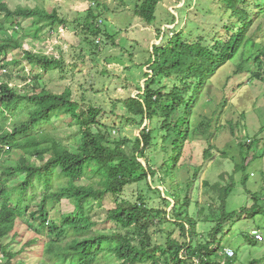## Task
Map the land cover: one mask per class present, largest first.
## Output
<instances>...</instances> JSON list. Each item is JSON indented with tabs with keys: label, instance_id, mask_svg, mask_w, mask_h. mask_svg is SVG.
<instances>
[{
	"label": "trees",
	"instance_id": "trees-1",
	"mask_svg": "<svg viewBox=\"0 0 264 264\" xmlns=\"http://www.w3.org/2000/svg\"><path fill=\"white\" fill-rule=\"evenodd\" d=\"M218 1L226 16L214 35L196 36L181 29L162 45L153 46V58L147 64L151 72L144 74V87H139L136 96L123 101L126 114L134 122L138 119L139 127L147 122L134 139L113 135L114 126L102 121L103 109L74 100L70 89L55 93L37 84L42 71L60 67L63 60L61 56L47 55L40 50L24 49L26 39L41 37L37 32L27 35L24 29L25 34L22 22L31 20L30 27L37 31L47 28L54 31L66 26L65 19L57 11L22 5L12 9L0 1V264H110V257L117 264L140 261L147 264H239L237 255L227 257L221 241L216 243L223 227L233 217L226 212L233 182L225 185L216 182L211 186L203 182L218 194L220 202V216L204 239L197 231L196 218L188 212L189 196H180L176 180L177 162L189 138L190 116L201 91L246 42L252 45L261 42V47L247 60L254 59L257 68L252 73L254 79L264 81V42L258 40L264 32V0ZM158 2L143 0L135 5L134 13L151 25ZM87 12V18L93 16L90 10ZM170 15L174 22L175 16ZM255 23L254 33L247 38ZM91 34L96 36L101 31L97 28ZM12 52L16 57L7 61ZM20 58L31 68L28 75H24V79L30 78L31 88L11 85L12 75L6 67L15 65ZM235 72L242 71L238 68ZM61 116L78 128L79 142L74 148L54 135L56 123L53 120ZM252 144L241 143L246 152L242 163L236 164L235 172L248 166L250 161L246 157ZM19 174L23 175V180L9 185ZM158 175L164 191L155 185ZM82 179L87 182H80ZM144 180L169 210L150 206L143 195L133 203L124 200L125 189ZM246 181L243 175V185ZM192 185L190 182L189 188ZM35 188L31 198L39 190L42 198L28 207L25 196ZM246 192L251 193L247 189ZM107 195L113 198L115 205L107 209L106 219L120 229L101 234L94 230L97 222L83 212V203L104 200ZM63 199L74 205L73 211L51 215L49 206ZM252 199L254 204L243 209L249 217L255 215V210L264 212L258 204L259 194L252 193ZM24 220L34 228L36 235L16 249L12 243L19 240L20 224ZM163 224L173 225L179 237L165 231L164 242L156 244L152 230ZM160 232L163 235V230ZM42 236L47 238L43 255L27 261L23 257L26 247ZM252 236L253 240L260 241ZM247 264H264V257L251 258Z\"/></svg>",
	"mask_w": 264,
	"mask_h": 264
},
{
	"label": "rangeland",
	"instance_id": "rangeland-1",
	"mask_svg": "<svg viewBox=\"0 0 264 264\" xmlns=\"http://www.w3.org/2000/svg\"><path fill=\"white\" fill-rule=\"evenodd\" d=\"M0 1L12 9L22 5L43 8L49 12L57 11L65 19L66 26L54 31L50 28L37 31L30 27L31 20L22 22L27 35H36L37 32V36L41 37L38 40L26 39L24 49L40 50L47 55L61 56L63 60L60 67L49 72L42 71L37 84L55 93L70 89L74 100L103 109L105 114L102 121L114 126L113 135L129 139H134L147 122L139 127L138 119L134 122L126 114L123 101L129 96H136L139 87H144V74L151 72L147 64L153 58V46L162 45L181 29L196 36L214 35L221 19L226 16L218 0H159L151 25L134 13L135 5L143 0ZM88 10L92 12V17L87 18ZM170 13L175 16L174 22ZM255 27L256 23L247 38L254 33ZM97 28L101 34L94 36L91 31ZM258 40L264 42V32ZM260 43L252 45L246 42L231 62L222 66L201 91L190 116L189 138L181 151L176 170L178 192L182 198L189 196L188 212L196 218L197 231L204 239L220 216V202L218 194L211 187H205L203 182L207 181L210 186L216 182L220 185L233 182V190L226 203V212L232 213L233 217L223 227L216 243L221 241L224 248L234 250L239 264H247L251 258L264 257V212L255 210L252 217L243 212V209L254 204L252 193L259 194L261 200L258 204L264 208V81L254 79L252 73L257 71L254 59L247 60L261 47ZM15 57L12 52L7 61ZM6 68L12 75L11 85L32 87L30 78L24 79L31 68L23 59ZM238 68L242 72L235 74ZM53 121L56 123L54 135L74 148L79 142L77 126L65 116ZM245 142L253 143L246 157L250 162L244 170L235 172L236 164L242 163V156L246 152V148L241 146ZM205 151L208 152L207 156ZM243 175L247 177L245 185L242 183ZM22 180L23 175L19 174L9 181V185ZM148 181L152 183L150 177ZM156 181V187L164 191L165 186L159 175ZM80 182H87V179ZM190 182L193 183L191 188L188 186ZM246 189L251 193L248 194ZM35 191L36 188L29 190L25 196L28 207L34 206L42 198L40 190L31 198ZM139 195L146 197L150 206L168 209L159 194L149 190L146 180L128 186L123 192L124 200L132 203ZM114 205L110 195L104 200L83 203V212L97 222L94 228L97 233L110 234L120 229L106 219L107 209ZM73 209L74 205L66 199L49 206L53 216L69 213ZM33 229L24 220L20 224L19 240L12 245L17 249L23 242L31 241L36 235ZM160 230H163V235ZM153 231L156 244L164 242L165 231L170 232L172 237H179L173 225L163 224ZM252 234L255 237L259 234L262 239L255 241ZM44 241L47 238L42 236L35 244H29L23 257L27 261L41 257ZM109 260L110 264H117L113 257Z\"/></svg>",
	"mask_w": 264,
	"mask_h": 264
},
{
	"label": "built area",
	"instance_id": "built-area-1",
	"mask_svg": "<svg viewBox=\"0 0 264 264\" xmlns=\"http://www.w3.org/2000/svg\"><path fill=\"white\" fill-rule=\"evenodd\" d=\"M256 237L260 239L261 235L257 234ZM225 253H226L227 257H233L235 254L234 250H232V249H226Z\"/></svg>",
	"mask_w": 264,
	"mask_h": 264
}]
</instances>
